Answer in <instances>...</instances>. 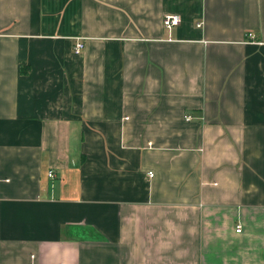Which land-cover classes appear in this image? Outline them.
Segmentation results:
<instances>
[{
  "label": "crops",
  "instance_id": "0c3cea01",
  "mask_svg": "<svg viewBox=\"0 0 264 264\" xmlns=\"http://www.w3.org/2000/svg\"><path fill=\"white\" fill-rule=\"evenodd\" d=\"M0 264H264V0H0Z\"/></svg>",
  "mask_w": 264,
  "mask_h": 264
},
{
  "label": "built area",
  "instance_id": "2783aa9c",
  "mask_svg": "<svg viewBox=\"0 0 264 264\" xmlns=\"http://www.w3.org/2000/svg\"><path fill=\"white\" fill-rule=\"evenodd\" d=\"M181 22H182L181 16L178 14H166L164 19H163L164 27L168 30H172L174 27L179 26L181 24ZM200 25L201 24H199V26ZM83 49H84V43L83 42L80 41L75 45V53L76 54L81 53ZM186 119L191 120V117L187 116ZM49 176L53 177L54 176L53 172H50ZM150 176H153V174L150 173ZM237 232H241L240 227L237 228Z\"/></svg>",
  "mask_w": 264,
  "mask_h": 264
}]
</instances>
